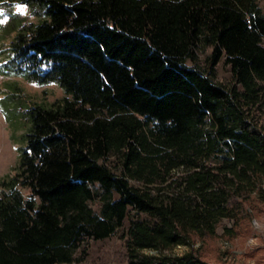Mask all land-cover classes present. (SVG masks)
Masks as SVG:
<instances>
[{
	"label": "trees",
	"instance_id": "16d2710c",
	"mask_svg": "<svg viewBox=\"0 0 264 264\" xmlns=\"http://www.w3.org/2000/svg\"><path fill=\"white\" fill-rule=\"evenodd\" d=\"M18 1L37 19L3 61L65 96L26 110L0 179V264L80 263L112 235L126 264H220L194 243L264 213L258 0Z\"/></svg>",
	"mask_w": 264,
	"mask_h": 264
},
{
	"label": "rangeland",
	"instance_id": "374dc122",
	"mask_svg": "<svg viewBox=\"0 0 264 264\" xmlns=\"http://www.w3.org/2000/svg\"><path fill=\"white\" fill-rule=\"evenodd\" d=\"M258 4L264 9V0H258ZM37 9L34 4L18 0H0V179L11 174L18 163V147L22 144L20 137L25 132L29 103L46 105L65 96L55 83L40 85L32 82L13 73L12 67L9 69L8 66L10 63L7 65L3 61L14 28L25 21H35ZM217 75L229 76L222 61L217 66ZM219 234L218 231V236L207 243L195 242L193 248L202 247L206 259L220 264H264V213L251 219L249 234L230 239ZM190 249L179 245L171 253L180 255ZM73 264H126L123 242L117 235L94 241L89 246L86 259Z\"/></svg>",
	"mask_w": 264,
	"mask_h": 264
}]
</instances>
